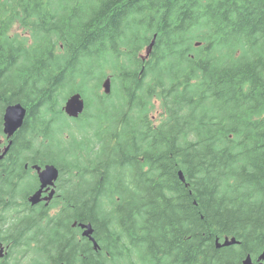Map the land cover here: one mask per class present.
<instances>
[{
  "label": "trees",
  "instance_id": "16d2710c",
  "mask_svg": "<svg viewBox=\"0 0 264 264\" xmlns=\"http://www.w3.org/2000/svg\"><path fill=\"white\" fill-rule=\"evenodd\" d=\"M75 93L77 119L63 111ZM16 103L28 116L13 150L61 174L56 214L35 213L58 217L39 222L48 262L243 264L264 252V0H0V123ZM7 167L3 217L38 183ZM227 238L239 244L218 248Z\"/></svg>",
  "mask_w": 264,
  "mask_h": 264
},
{
  "label": "flooded vegetation",
  "instance_id": "af4514ba",
  "mask_svg": "<svg viewBox=\"0 0 264 264\" xmlns=\"http://www.w3.org/2000/svg\"><path fill=\"white\" fill-rule=\"evenodd\" d=\"M1 120L0 150L4 151L10 142H12V146L8 154L0 162V167L4 165H8L7 168L18 167V165L21 164L22 174L24 176L22 183L26 185L30 180H37L38 183L37 187L26 198V200H24L23 196H19L18 199H16V207H9L5 209L3 214L5 217L0 215V250L4 249V253L0 258V264H54L53 262H48L44 255L42 257L39 256L37 251V234L39 233L40 221L44 223V226H47V220H53V218L58 217H36L35 213L40 208L48 209L49 214H52L53 211H56L55 208H53V205L61 200L58 183L56 186V193L50 203L42 201L40 204L32 206L30 203V198L40 189L38 173L34 169L35 165L25 163L24 160L22 161L21 157L23 154L17 153L13 150L15 141L19 137L20 131L22 129L19 130L10 140L4 133V114ZM25 157H27V155H25ZM49 194L50 191H44L42 197L46 198L49 196ZM2 208L4 210L5 207L2 206L0 210H2ZM62 226L65 225L63 224ZM74 231L80 236V240L84 241L87 239L90 241V239L83 236L84 230H82L80 227H75Z\"/></svg>",
  "mask_w": 264,
  "mask_h": 264
},
{
  "label": "water",
  "instance_id": "95a60500",
  "mask_svg": "<svg viewBox=\"0 0 264 264\" xmlns=\"http://www.w3.org/2000/svg\"><path fill=\"white\" fill-rule=\"evenodd\" d=\"M156 37L152 41V44L146 51V57L150 55L152 49L155 45ZM104 93L110 95L112 93V81L111 79H107L103 83ZM86 110V102L83 96L80 93L73 94L68 100L65 102L63 106V111L69 118H79ZM27 109L22 104L11 105L7 107L4 114V133L8 137V139H12L13 136L24 126L26 117H27ZM12 146V142L6 147L3 154L0 150V162L5 158L8 154L10 148ZM34 169L38 173L40 189L31 196L30 203L32 206H36L40 204L42 201L50 203L53 196L56 193V184L60 179V171L54 165H46L44 168L35 166ZM180 179L185 182V178L182 172L179 173ZM44 191L49 192L48 197L43 198ZM76 226V225H75ZM82 230H84L83 236L90 239V241L94 244L95 250L98 249L99 245L94 239V229L92 225H81ZM239 244L235 239L229 240L225 239L223 243L217 241L218 248L231 247ZM4 253V249L0 250V258ZM264 262V252L259 256L258 263ZM243 264H256L251 255H249L244 261Z\"/></svg>",
  "mask_w": 264,
  "mask_h": 264
},
{
  "label": "rangeland",
  "instance_id": "374dc122",
  "mask_svg": "<svg viewBox=\"0 0 264 264\" xmlns=\"http://www.w3.org/2000/svg\"><path fill=\"white\" fill-rule=\"evenodd\" d=\"M15 33H17L18 36H20V37H24L25 36V33L23 32V30H20V29H18L17 31H15ZM145 54H146V51H143L142 56L144 57ZM152 113H153V115H152L153 119H155V120L156 119H159V118L162 117V108L159 107V105L157 104V107L153 110ZM55 214H56V211H53L52 212V215H55Z\"/></svg>",
  "mask_w": 264,
  "mask_h": 264
},
{
  "label": "bare ground",
  "instance_id": "6f19581e",
  "mask_svg": "<svg viewBox=\"0 0 264 264\" xmlns=\"http://www.w3.org/2000/svg\"><path fill=\"white\" fill-rule=\"evenodd\" d=\"M70 97H71V96H70ZM70 97H69V98H70ZM16 104H20V103H16ZM16 104H12V105H16Z\"/></svg>",
  "mask_w": 264,
  "mask_h": 264
}]
</instances>
